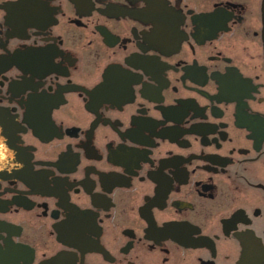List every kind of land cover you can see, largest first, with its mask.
I'll use <instances>...</instances> for the list:
<instances>
[{"label": "flooded vegetation", "instance_id": "af4514ba", "mask_svg": "<svg viewBox=\"0 0 264 264\" xmlns=\"http://www.w3.org/2000/svg\"><path fill=\"white\" fill-rule=\"evenodd\" d=\"M0 264H264V0H0Z\"/></svg>", "mask_w": 264, "mask_h": 264}]
</instances>
